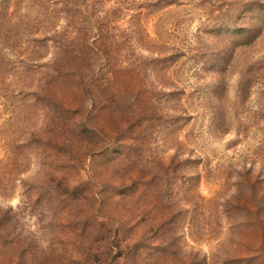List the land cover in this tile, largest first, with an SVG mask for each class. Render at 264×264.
Segmentation results:
<instances>
[{
	"label": "rangeland",
	"instance_id": "1",
	"mask_svg": "<svg viewBox=\"0 0 264 264\" xmlns=\"http://www.w3.org/2000/svg\"><path fill=\"white\" fill-rule=\"evenodd\" d=\"M252 189L264 0H0V264H223Z\"/></svg>",
	"mask_w": 264,
	"mask_h": 264
},
{
	"label": "trees",
	"instance_id": "2",
	"mask_svg": "<svg viewBox=\"0 0 264 264\" xmlns=\"http://www.w3.org/2000/svg\"><path fill=\"white\" fill-rule=\"evenodd\" d=\"M59 108L62 109L60 106ZM79 123V122H77ZM83 123H79V127H83ZM252 185V183H249ZM251 200L254 202V208L241 207L244 211V222L240 227L244 226L246 232L241 234L243 238L236 242L238 248L235 252H228L223 259V264H264V191H260L258 198L254 190H251ZM239 209V206L234 210ZM184 259L170 260L163 264H210V259L207 255L200 253H188ZM124 257L123 254L119 256L120 259ZM173 261V262H172ZM175 261V262H174ZM214 262V260H213ZM221 263V262H220ZM215 261L214 264H220Z\"/></svg>",
	"mask_w": 264,
	"mask_h": 264
}]
</instances>
